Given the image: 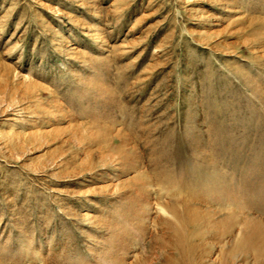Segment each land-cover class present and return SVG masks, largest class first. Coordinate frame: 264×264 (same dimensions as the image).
<instances>
[{
  "label": "rangeland",
  "instance_id": "374dc122",
  "mask_svg": "<svg viewBox=\"0 0 264 264\" xmlns=\"http://www.w3.org/2000/svg\"><path fill=\"white\" fill-rule=\"evenodd\" d=\"M0 264H264V0H0Z\"/></svg>",
  "mask_w": 264,
  "mask_h": 264
}]
</instances>
